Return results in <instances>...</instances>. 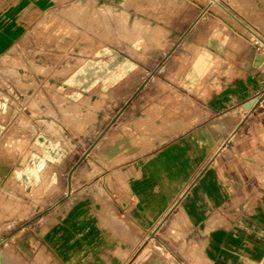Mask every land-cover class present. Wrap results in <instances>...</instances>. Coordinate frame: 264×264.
<instances>
[{
  "label": "crops",
  "instance_id": "1",
  "mask_svg": "<svg viewBox=\"0 0 264 264\" xmlns=\"http://www.w3.org/2000/svg\"><path fill=\"white\" fill-rule=\"evenodd\" d=\"M63 1L0 0V55ZM195 9L194 20L182 7L170 25L194 26L186 37L211 62L199 58L171 82L178 102L160 93L122 114L114 144L100 147L98 194L52 213L56 222L38 224L30 241L9 232L4 243L25 264H264V61L255 58L264 32L225 21L200 34L204 7ZM12 170L0 159V203L13 200Z\"/></svg>",
  "mask_w": 264,
  "mask_h": 264
},
{
  "label": "rangeland",
  "instance_id": "2",
  "mask_svg": "<svg viewBox=\"0 0 264 264\" xmlns=\"http://www.w3.org/2000/svg\"><path fill=\"white\" fill-rule=\"evenodd\" d=\"M197 4L200 34L225 21L264 32V0H64L0 55V159L13 168V200L0 203V264H25L4 243L11 230L30 241L38 224L56 222L52 213L98 194L100 147L114 144L125 111L160 93L178 102L171 82L199 58L211 62L204 43L186 37L194 26L170 25L182 7L194 20Z\"/></svg>",
  "mask_w": 264,
  "mask_h": 264
},
{
  "label": "water",
  "instance_id": "3",
  "mask_svg": "<svg viewBox=\"0 0 264 264\" xmlns=\"http://www.w3.org/2000/svg\"><path fill=\"white\" fill-rule=\"evenodd\" d=\"M262 52H263V55L260 54V53H257L256 56H255L256 61H257V63H256L257 66H259L264 61V48H263ZM257 100H258L257 97L256 98H252L249 101H247L243 105V107L248 110L257 102Z\"/></svg>",
  "mask_w": 264,
  "mask_h": 264
}]
</instances>
